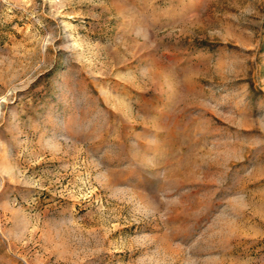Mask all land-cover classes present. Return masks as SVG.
<instances>
[{
    "label": "rangeland",
    "instance_id": "obj_1",
    "mask_svg": "<svg viewBox=\"0 0 264 264\" xmlns=\"http://www.w3.org/2000/svg\"><path fill=\"white\" fill-rule=\"evenodd\" d=\"M0 264H264V0H0Z\"/></svg>",
    "mask_w": 264,
    "mask_h": 264
}]
</instances>
